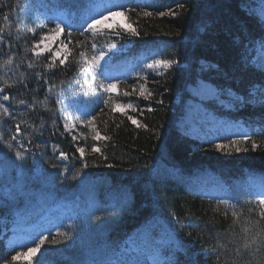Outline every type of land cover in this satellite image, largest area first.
Listing matches in <instances>:
<instances>
[{
  "label": "trees",
  "instance_id": "16d2710c",
  "mask_svg": "<svg viewBox=\"0 0 264 264\" xmlns=\"http://www.w3.org/2000/svg\"><path fill=\"white\" fill-rule=\"evenodd\" d=\"M33 1L0 0L4 35L0 63L13 57L11 66L0 69V88L10 96L9 104L2 102L11 113L0 116V134L8 140L17 123L22 129L18 141H11L13 149L0 142V264L5 259L10 264H106L102 260L109 256L112 264H128L137 260V251L144 253L145 264L161 259L171 264H264V220L245 188L249 175H261L264 181V104L260 102L264 24L254 12L253 0L137 3L130 6L135 11L128 14V23L138 35L109 36L104 30L95 37V50L89 46L93 37L81 36L77 22L88 0H41L75 13L73 26L62 33L71 41V55L65 65L56 61L52 68L46 66L51 54L35 56L31 51L33 42L49 31L27 10ZM169 10L176 15L158 14ZM145 11L152 15L144 16ZM109 43L129 47L103 63L108 76L117 75L129 61L151 49L161 48V57L176 63L147 83L151 96L141 98L129 82L118 79L112 81L118 84L115 95H82L88 117H97L95 129L109 139L94 140V131L85 124L73 139L63 129L49 88L81 83L79 53L97 54ZM196 79L211 84L221 95L244 98L232 112L206 106L216 117L245 126L250 139H240L241 151L234 146L217 149L177 131L176 120L189 98L186 87ZM125 91L131 95L124 96ZM20 99L27 103L19 104ZM104 99L137 110L113 113L112 104L105 107ZM128 115L144 126L137 127ZM21 144V150H27L23 161L15 157ZM93 146L100 151L93 152ZM80 147L85 149L83 156L77 151ZM61 152L68 158H60ZM208 173L229 192L236 218L233 210L197 191L196 179ZM57 204L69 207L65 212L71 216L69 222L59 218ZM85 205L92 208L90 216L82 214ZM43 213L57 226L49 230L51 223H45L37 237L47 240L39 251L28 261L12 262L6 240L17 225L15 220L24 216L22 222L29 224ZM159 222L175 239L176 248L162 243L152 226ZM147 226L154 236L136 238L137 231Z\"/></svg>",
  "mask_w": 264,
  "mask_h": 264
},
{
  "label": "rangeland",
  "instance_id": "374dc122",
  "mask_svg": "<svg viewBox=\"0 0 264 264\" xmlns=\"http://www.w3.org/2000/svg\"><path fill=\"white\" fill-rule=\"evenodd\" d=\"M129 1L130 0H113L114 3L123 4L126 7H128ZM146 1L147 0H133L134 3H142ZM96 2L97 0H91L89 3L88 10L84 15L83 20V25L85 27H87V23L90 22L88 17L93 14L91 9L93 4H95ZM253 2L255 3L253 9L255 10L254 12L256 16L264 24V0H253ZM27 10L32 13V17L37 23L46 25L48 30L53 28L55 23H61L62 26L65 23V17L62 12L52 10L45 4H41L39 2H36L35 4L31 3L27 5ZM115 21L121 25H125L126 18L124 16H118L115 18ZM59 40L65 41V43L68 44L66 39L62 38V33L59 36ZM58 43L59 41H57L56 45H53V50H57ZM107 46H105L104 49H101L104 51L105 55L104 59L100 61V67L96 69L97 79L95 83L91 80L90 74L89 77H87V83H85L86 77L80 72L79 76L81 77V83H79L78 85H75L76 82L74 84H64L48 92L50 98H52L56 102L57 112L62 118L64 131L69 133L72 138L82 130V126L84 124L80 123V121L87 120L89 118L88 110L84 109L83 107L85 106V100H83L82 95H85V91L89 93L88 96L99 95L101 93L96 90L99 81L103 80L105 83H108L118 78V80L126 81L127 83L129 82V87L132 90L135 89V91L133 92H135L139 96H141L140 90L141 87H143L144 96H141V98L147 97L149 93L147 83L151 82L155 77L163 75L164 71L166 70L163 67L151 70L146 67V65L152 63L154 59H163L161 57V48H158L146 51L140 54L135 61L128 62L117 76H108L103 63L111 54L124 53L129 45L123 46L116 44L117 47L111 50H109ZM41 47H43V45H41ZM45 54L49 55L51 53L44 52L40 56H43ZM94 54L96 53L86 52V55L89 58H91V56ZM145 77L146 79H144ZM206 87L214 88L211 84L201 79H196L193 84H189L186 87L189 98L185 101L182 113L176 120L177 131L189 139H197L200 141L205 140L213 145L229 144L232 140L240 141V138L246 135L244 128L234 121H225L220 117H216L212 113L211 109L206 107L210 105L211 107L216 108L219 112L226 113L234 111V109H236V107L239 105V102H237L234 96H232L231 94L221 95L215 88L214 89L216 91V94H209L205 91ZM56 92L57 95H55ZM115 94L116 93H113L112 95ZM133 109V107L127 108L123 113L133 114L135 112L133 111ZM116 113L121 114V112ZM66 122H68L70 126L72 123H75L76 126L74 128H71L70 131H66L64 128V124ZM234 147H239L241 149V141ZM229 148L234 149L233 147ZM199 176L200 177L195 181V187L197 188V191L199 193L210 198H214L221 203L226 201L228 202V205H234L229 192L213 176L209 174H200ZM259 179L260 178L250 177L247 179L249 185H245L246 189H248L254 197L256 204L259 199L264 198V186L263 184H261V179ZM30 206L34 207L33 204H31ZM81 208L83 216H90L92 214V208L90 206L85 205L81 206ZM228 208L233 210L232 207ZM55 209L59 210V218H63L64 222L67 223L71 220L70 215L65 216V212L69 211V207H63L62 204H57L55 206ZM36 212L38 213L39 209L36 210ZM46 215V213L41 214L40 217L31 224L22 222L25 220L24 216L19 217L15 220L17 225L10 229L12 231V235L6 241V246L8 250L13 253V255H16L17 252H27L28 247L34 248L36 246L37 241L39 240V238H41L37 237V234L39 233L41 228H46L45 223H51L53 221V219L45 218ZM54 226L55 223H53L49 228L52 229ZM152 226L155 227L161 234V241L163 244L171 245L173 248H176L177 245L175 239L162 222H159V226ZM150 228L151 227L149 226L139 231L137 234V238H141L142 240H145L146 238H152L154 234ZM34 254L30 256H22L18 260L28 261L31 257H33ZM154 258H157V255H154Z\"/></svg>",
  "mask_w": 264,
  "mask_h": 264
},
{
  "label": "snow or ice",
  "instance_id": "6c2138e0",
  "mask_svg": "<svg viewBox=\"0 0 264 264\" xmlns=\"http://www.w3.org/2000/svg\"><path fill=\"white\" fill-rule=\"evenodd\" d=\"M91 11L93 14L88 17L90 22L87 23V27L80 33L81 36H85L86 33L91 34V36L93 37V40L90 42V45H89L91 49L95 50L97 48L95 37L97 35H103L104 30H108L107 34L109 36L119 37L122 32L129 33L131 35H138L136 28L133 27L131 23H127L128 14H130L131 12H134L135 11L134 8H128L123 4L114 3L113 0H97V2L93 4ZM158 14L161 16L176 15V13L171 10H169V12L167 13L160 12ZM143 15L150 16L152 15V13L145 11L143 12ZM118 16H124L126 18L125 25H121L115 21V18ZM63 31H64V28L62 24L55 23L54 27L51 28L48 32L41 34L39 41H34L32 44L31 51L33 55L40 56L44 52L51 53L49 57L50 62L46 65L48 68H52L55 65L57 60L59 61L60 65H65L69 55H71V50L68 48V44L65 43V41L59 40V36L61 33H63ZM65 39H67V37ZM57 41H59L57 45V50H53V45H56ZM3 42H4V35H3V32L0 31V44H2ZM68 43H71V41L69 40ZM78 43L82 44L86 42H78ZM41 45H43V47H41ZM107 47L109 50H111V49H115L117 46L115 43H109ZM104 55L105 54L103 50H100L97 54L92 55L91 58L87 57L84 51H81L79 53V56L81 57L80 72L86 77L85 83H87V77H89V74H90L91 80L94 83L96 82V79H97L96 69L100 67V61L104 59ZM174 63H176V61L173 59H154L152 63L147 64L146 67L150 70L161 68V67L167 69V68H170ZM12 64H13V57L9 55L7 56L6 59L2 60V63H0V69H3L6 66H11ZM29 67H32V65L29 64ZM260 68L261 70H264V64H261ZM0 79H3V77H0ZM144 79H146V77ZM7 86L11 87V85H7ZM96 90L99 91L101 95L107 94L108 96H111L113 93L118 92V84L114 82L105 83L103 80H101L99 81ZM50 91H51V87L49 88V92ZM133 91H135V89H133ZM205 91L212 95L216 94L215 89L211 87H206ZM260 92L262 94L260 102L264 104V87L260 88ZM0 93H4V88H0ZM84 94L88 95L89 93L85 91ZM129 95H131V93H129L128 91L124 92V96H129ZM140 95L144 96L143 87H141ZM148 95L151 96V93H148ZM9 99H10V96L8 94H4L2 95V97H0V101H9ZM236 100L237 102H245L243 97H236ZM18 103L21 105H25L27 102L23 99H20L18 100ZM110 103L112 104L110 110L113 113H116V112L123 113L125 109L133 107L131 104L124 105L121 103L111 102L109 99H104L105 107H108ZM28 106L31 107L32 105H28ZM136 110L137 109H133V111H136ZM148 110L151 111L152 109L149 108ZM0 116H11L9 107L5 106L3 102H0ZM12 118L14 119V117ZM127 118L137 127L144 126V125H141L139 121L131 115H129ZM96 119H97L96 115H92L87 120H81L80 123L85 124L87 127L92 128V130L95 133V135L92 137L94 140L109 139L108 137H102L99 131L95 129L94 122L96 121ZM2 126H3L2 123H0V128H2ZM75 126H76L75 123H72L71 126L69 125L68 122L64 124V128L66 131H70L71 128H74ZM29 127L31 126L29 125ZM21 134H22L21 124L17 123L14 128V134L10 135L8 140H4L3 135L0 134V142H3L6 145V147L11 150L13 149V144L11 143V141H18ZM24 134L27 135L26 133ZM73 139H76V137H73ZM249 139L250 137L248 135H245L242 137V141L244 142L248 141ZM239 142L240 141L232 140L230 141L229 144H217L215 145V147L217 149L223 150L229 147H233L237 145ZM252 147L253 148L257 147L254 141L252 143ZM21 149H23V144L20 145L19 149L15 150V157L18 160L23 161L26 158L25 151L27 150L26 149L21 150ZM235 150L237 152L241 151L239 147H236ZM77 151L81 154V156H83L85 149L83 147H80L77 149ZM92 151L99 152L100 149L93 146ZM60 158L67 159L68 157L65 153L61 152ZM75 178L76 177L73 176V179ZM222 203H224L228 207H232L233 209L235 208L234 205H228V202L226 201ZM256 208L259 210L258 215L260 219L264 220V198H261L257 201ZM249 211L250 212L254 211V209H249ZM225 215H227V212H225ZM232 216L236 218L238 216V213L233 210ZM243 231L247 233L248 229L245 228ZM62 235H65V234H62ZM46 240H47V237L39 238V243H37L34 248L28 247L27 252H17L16 255H13L11 257V261L15 262L18 259H20L22 256H30L34 254L35 252L39 251L41 245H43ZM53 242L58 243L59 241L54 240ZM253 242L255 243V241ZM261 243H264V241H261ZM163 255H167V252H164ZM4 264H10V262L7 259H5ZM136 264H140V261H137ZM154 264H171V261L161 259L159 261H155Z\"/></svg>",
  "mask_w": 264,
  "mask_h": 264
},
{
  "label": "water",
  "instance_id": "95a60500",
  "mask_svg": "<svg viewBox=\"0 0 264 264\" xmlns=\"http://www.w3.org/2000/svg\"><path fill=\"white\" fill-rule=\"evenodd\" d=\"M3 93H0L2 95ZM6 105L9 104V101H3Z\"/></svg>",
  "mask_w": 264,
  "mask_h": 264
}]
</instances>
